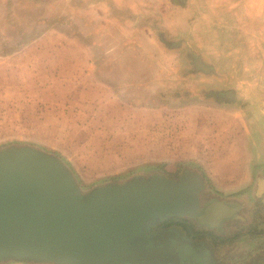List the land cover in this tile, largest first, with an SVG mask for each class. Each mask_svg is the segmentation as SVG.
<instances>
[{"label":"rangeland","instance_id":"rangeland-1","mask_svg":"<svg viewBox=\"0 0 264 264\" xmlns=\"http://www.w3.org/2000/svg\"><path fill=\"white\" fill-rule=\"evenodd\" d=\"M251 105L264 119V0H0V149L52 154L82 192L184 171L246 192L216 177L249 174Z\"/></svg>","mask_w":264,"mask_h":264},{"label":"water","instance_id":"water-1","mask_svg":"<svg viewBox=\"0 0 264 264\" xmlns=\"http://www.w3.org/2000/svg\"><path fill=\"white\" fill-rule=\"evenodd\" d=\"M201 178H134L82 192L66 166L28 145L0 149V264H150L147 228L197 202ZM236 211L213 202L199 217L217 226ZM176 256L169 254L166 260Z\"/></svg>","mask_w":264,"mask_h":264},{"label":"flooded vegetation","instance_id":"flooded-vegetation-1","mask_svg":"<svg viewBox=\"0 0 264 264\" xmlns=\"http://www.w3.org/2000/svg\"><path fill=\"white\" fill-rule=\"evenodd\" d=\"M201 181L203 184L202 178ZM202 191L203 188L196 194L197 202L184 207L182 214L148 227L141 236V239L146 241V246L156 251L158 256L160 252H165L164 261L158 262L155 258L150 264H223L224 262L216 259L219 254L216 247L232 248L229 245L240 242L238 241L239 236L236 237L237 239L222 238L224 227L231 223L241 222L235 219L236 215L221 221L217 226L199 221V217L203 215L207 206L213 202H221L220 198H210ZM239 244L241 243L236 245ZM169 254H174L176 258L166 260ZM252 264L264 263L252 262Z\"/></svg>","mask_w":264,"mask_h":264},{"label":"crops","instance_id":"crops-1","mask_svg":"<svg viewBox=\"0 0 264 264\" xmlns=\"http://www.w3.org/2000/svg\"><path fill=\"white\" fill-rule=\"evenodd\" d=\"M249 135L245 134V143L248 146L245 153V161H249V174L244 176H224L218 178V183L222 184H246V192L239 195L221 197V202H224L230 208H236V220L240 226L233 223L232 227H224L222 238L226 236H239L240 242L229 245L234 252L249 251L253 255L264 256V119L262 113L257 109L249 108ZM259 121V124L257 123ZM241 177V178H239ZM237 178V179H236ZM239 187H230L228 194L237 192ZM230 217V218H231ZM232 224V223H231ZM237 239V238H236ZM237 243H242L236 246ZM240 246L244 247L242 249ZM218 253L226 251V248L216 247ZM242 249V250H241ZM239 255V254H238ZM264 263V260H263ZM2 264H24L20 262H7Z\"/></svg>","mask_w":264,"mask_h":264}]
</instances>
